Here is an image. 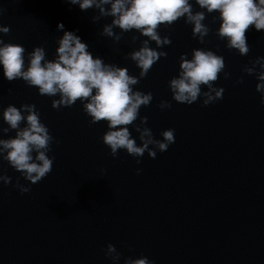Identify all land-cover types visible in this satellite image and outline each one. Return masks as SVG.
<instances>
[{"label": "water", "instance_id": "water-1", "mask_svg": "<svg viewBox=\"0 0 264 264\" xmlns=\"http://www.w3.org/2000/svg\"><path fill=\"white\" fill-rule=\"evenodd\" d=\"M190 2L194 11H203ZM0 9V26L10 27L0 39L25 48L26 66L34 47H43L46 59L53 60L56 41L63 31H73L94 57L139 76L134 62L124 57L146 38L134 31L123 33L118 43L101 36L112 18L94 23V8L81 11L66 0H0ZM216 16L206 13L203 23L211 31L203 44L183 18L162 27L160 35L171 44L157 51L167 57L134 86L153 95L139 113L148 117L145 127L153 137L162 140V131L175 130V142L155 159L147 153L131 157L125 150L114 158L102 143L106 123L90 124L79 101L53 109L58 96H40L22 80L10 83L0 70V128L8 127L4 108L35 104L54 138L47 154L54 157L52 171L35 185L0 159V174L11 177L8 185L0 182V264H113L105 257L108 244L121 254L117 264L129 257H147L153 264H264V107L255 91L259 81L242 71L264 57V33L250 29V51L240 56L216 37ZM201 48L224 58L230 77L225 80L221 73L214 84L224 89L223 99L207 107L201 106L203 98L178 104L168 83L178 76L179 57L187 54L190 60L192 51ZM238 79L244 82L237 84ZM162 100L172 107L160 110ZM129 131L139 146L138 133L132 127ZM14 136L15 131L0 133V139ZM18 179L29 192L22 195L13 186Z\"/></svg>", "mask_w": 264, "mask_h": 264}, {"label": "clouds", "instance_id": "clouds-1", "mask_svg": "<svg viewBox=\"0 0 264 264\" xmlns=\"http://www.w3.org/2000/svg\"><path fill=\"white\" fill-rule=\"evenodd\" d=\"M70 5H78L81 11L98 10V15L92 21L111 17V23L106 24L100 35L108 37L114 43L122 39L123 33L138 32L146 39L141 41L138 50L125 55L124 59L134 62L139 69V76L129 75L127 68L106 64L103 59L96 58L88 50V45L73 31H63V24L57 25V30L63 35L56 43L55 58L46 59L43 47H34L27 54L25 65V48L19 44L5 43L0 39V70L8 82L22 80L28 87L38 90V95L55 97L51 103L53 109L72 107L77 101L83 105V111L90 117V124L105 122L107 131L102 136V143L110 150L114 158L119 150H125L131 157L140 158L145 153L150 159H155L157 152L163 153L169 145L175 142V130L167 129L160 133L162 140L153 137L150 128L145 127L148 117H140L141 107H148L153 95L134 90V86L145 78L161 58L167 53L157 49L169 46L171 40L161 36L159 30L171 28L181 18L185 24L192 26V37L198 43H205V37L211 29L203 23L206 13H218L213 17V23L219 21L215 32L219 40H226V48L235 50L240 56H246L250 48L247 43V32L250 29L264 33V0H194L195 5L203 11H194L190 0H66ZM107 6V7H106ZM0 9V15L3 14ZM114 29H119L117 34ZM10 27L0 26V34L8 35ZM138 37L133 35L131 42ZM155 44V48L150 46ZM179 73L172 78L168 87L172 93V101L178 104L192 105L203 98L202 107H207L223 99V88L214 87L220 74L224 79L230 77L225 72L224 58L211 50L194 49L191 59L187 54L179 57ZM251 67H244L243 72L255 76L259 81L255 91L261 96V106L264 107V57L251 61ZM238 79L237 84H242ZM202 88L207 89L202 91ZM11 93V89L9 90ZM160 110L172 107L169 101H160ZM26 113V115H25ZM139 119L140 123L135 122ZM2 120L8 126L0 128V133L15 131L14 138L0 139V159L6 161L24 180L35 185L46 178L52 171L54 157L47 155L54 142L49 129L41 122L40 113L35 104H24L19 108L9 105L2 111ZM24 123L25 126L21 127ZM138 133L139 146L132 138L129 128ZM59 145V141H55ZM151 146V147H150ZM35 153V155H33ZM140 164L141 160L136 159ZM141 170H136L140 175ZM0 182L11 183V177L0 174ZM20 194L30 191V188L19 183L13 185ZM131 250V249H130ZM105 257L113 264L121 258V254L112 244H108ZM124 264H153L147 257L124 260Z\"/></svg>", "mask_w": 264, "mask_h": 264}]
</instances>
